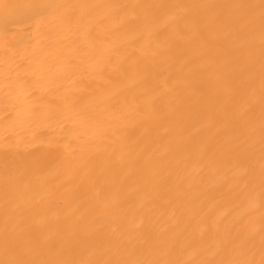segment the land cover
I'll return each mask as SVG.
<instances>
[{
  "label": "bare ground",
  "instance_id": "1",
  "mask_svg": "<svg viewBox=\"0 0 264 264\" xmlns=\"http://www.w3.org/2000/svg\"><path fill=\"white\" fill-rule=\"evenodd\" d=\"M0 264H264V0H0Z\"/></svg>",
  "mask_w": 264,
  "mask_h": 264
}]
</instances>
